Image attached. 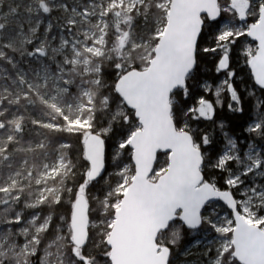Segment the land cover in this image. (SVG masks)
I'll list each match as a JSON object with an SVG mask.
<instances>
[{"label":"snow or ice","instance_id":"1","mask_svg":"<svg viewBox=\"0 0 264 264\" xmlns=\"http://www.w3.org/2000/svg\"><path fill=\"white\" fill-rule=\"evenodd\" d=\"M0 264H264V0H0Z\"/></svg>","mask_w":264,"mask_h":264}]
</instances>
